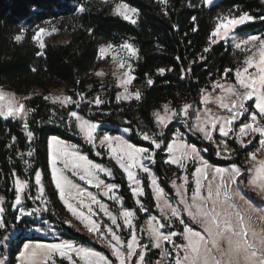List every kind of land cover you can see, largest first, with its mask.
Returning a JSON list of instances; mask_svg holds the SVG:
<instances>
[{"label": "snow or ice", "instance_id": "obj_1", "mask_svg": "<svg viewBox=\"0 0 264 264\" xmlns=\"http://www.w3.org/2000/svg\"><path fill=\"white\" fill-rule=\"evenodd\" d=\"M159 2L167 6L169 0ZM204 3L212 5L213 0H204ZM187 6L196 5L189 0ZM78 11H87L85 4L81 3ZM112 14L133 25L138 24L140 18L139 9L125 0L113 4ZM164 14L168 15L167 7ZM254 19L257 17L239 6L216 16L202 53L189 61L187 67L180 66L181 78L193 73L192 65L198 60L206 63L207 54L221 42H231L234 52L239 50L246 55L235 67L217 70L218 78L211 81V91L207 87L199 90V104L204 105L203 108L185 102L178 107L164 103L162 110H154L152 117L156 131L135 130L143 140L150 141V147L132 143L124 135L101 133L98 131L99 122L81 114L85 102L86 106L96 108L106 103L99 94L87 99L85 93L76 92L73 95L79 97L78 100L67 94L43 96L45 101L51 99L53 104L62 108L74 106L61 120L69 130H77L97 156L106 154L115 162L127 181L136 207L125 206V198L118 194L120 184L101 178L103 173L115 179L113 168L89 159L79 145L68 143L57 135L48 136L46 148L50 184L53 186L51 196L46 192L44 170L34 168L25 158L33 157L36 149L29 147L26 153L18 151L24 165L23 172L31 171L32 175L21 178L15 167L11 171L14 178V199L10 204V208L15 209L13 219L43 217L55 197L86 229L88 236L103 245L105 250L67 239L51 243L26 240L17 250L16 264H264V203L257 205L244 190L251 189L264 198V157L258 156L264 152V34H238L239 26ZM259 19L264 20V16ZM191 21V31H198L197 17L192 16ZM172 27L178 29L179 25L173 24ZM59 31L55 25L37 27L31 36L39 47L37 56L43 55L46 38ZM87 31L92 34L94 30L88 28ZM25 32L26 29L21 28L14 36L15 41H22ZM97 52L100 59L110 57L116 68L111 75L122 91L117 92L115 99L140 100V90H130L136 79L132 61L133 58L139 59V50L134 44L124 41L116 45L109 41L98 44ZM176 59L179 61L181 57ZM174 70L173 67H160L156 72L163 76L166 71ZM93 74L96 77L106 75L103 70ZM212 75L210 72L209 76ZM75 82L80 83L79 80ZM146 84L151 86L154 80L148 78ZM100 87L105 86L101 84ZM89 89H92L91 85ZM32 95L17 98L14 93L0 88V117L21 122L29 144L36 138L29 122V116L37 111L28 106ZM210 104H214L217 111H213ZM174 120L182 121L188 132L198 135L208 146L200 147L189 142L180 128L169 131ZM132 131L131 127L123 129L124 133ZM230 138L238 148L229 147ZM16 141L13 135V144L9 147ZM249 146L254 150L249 151ZM210 147L217 157L232 162L227 167L211 163L204 155ZM157 150L166 153L165 165L175 166L182 172V175L173 173L174 178L169 180L171 187L165 185L152 168L157 163ZM241 151L247 155V167L233 160ZM141 174L146 179H142ZM86 185L95 188L96 192L90 191ZM145 196L148 203L142 199ZM103 197L118 206L115 212ZM5 200L6 197L0 195V229L8 226ZM26 200L35 206H26ZM153 202L156 214L150 207ZM51 213L56 215L54 208ZM140 213L146 214V218L140 217ZM63 223L74 227L72 220L65 219ZM43 225L52 227L48 220H42L41 227ZM7 239L0 240V244H5ZM154 256L157 258L153 259ZM0 264H8V261L0 259Z\"/></svg>", "mask_w": 264, "mask_h": 264}, {"label": "trees", "instance_id": "obj_2", "mask_svg": "<svg viewBox=\"0 0 264 264\" xmlns=\"http://www.w3.org/2000/svg\"><path fill=\"white\" fill-rule=\"evenodd\" d=\"M132 7L140 11L139 22L136 25L112 15L104 7H90L86 0H0V86L19 95H26L36 90L28 101L29 107L37 109L35 115L29 116L30 128L36 133V138L29 144L22 125L16 120H3L0 118V195L6 197L7 231L13 225L8 219L10 204L13 198L11 171L15 167L21 178L31 177V171L24 173V165L17 155L18 151L27 152L29 147L35 148L33 157H25L32 162L34 168H41L48 178L45 138L48 135H57L60 138L80 146V149L94 161L113 168L115 179L113 182L121 185L120 195L125 198V206L136 207L127 188L126 181L118 168L105 156L99 157L81 137L66 130L64 122L60 125H49L46 121L50 117V110L54 104L45 101L43 96L56 87H71L70 93L83 92L86 97L92 93L103 90L106 103L101 111L87 109L86 102L82 104L81 114L101 124L111 126L112 132L118 128L131 127L134 131L126 134L132 143L139 146L150 147L136 133L137 119L141 120L150 132L156 131L152 110L164 103L177 107L183 102L198 104L199 90L209 88L211 81L218 78L217 70L223 67H235L234 55L229 44L221 42L214 45L207 54V62L197 61L192 65L193 73L180 76V66H188L189 61L195 59L206 44V38L213 27L219 13L233 9L234 6L248 11L257 17L244 26H239L238 33L264 34V0H218L214 5L205 7L201 0H191L195 7H188L189 0H169L167 6L159 0H125ZM74 3H85L87 11L76 13ZM167 7L168 15L164 14ZM196 16L198 31L192 32L191 17ZM57 20L63 33L67 36L64 42L47 41V47L41 56L36 52L39 47L31 40L32 33L25 32V38L17 42L14 36L19 33L22 24L36 25L46 20ZM178 24L179 28H173ZM94 31L89 34L87 29ZM187 33V36H185ZM111 41L119 45L124 41L133 43L139 50V59L133 63L135 85H140L142 98L127 103H116V88L112 83H102L94 76L101 62L98 59L97 46L100 43ZM189 41L191 43L189 44ZM180 56L181 60L176 57ZM173 67L172 72H165L163 76L156 69ZM35 69V71H33ZM213 73L209 76V73ZM148 74L147 76L145 74ZM151 78L154 84L148 86L146 80ZM79 80L80 83L75 81ZM103 84L105 87L101 88ZM89 85L92 89H89ZM74 99L79 97L73 95ZM74 106H70V109ZM133 114L137 118H133ZM37 121H39L37 123ZM170 131V130H169ZM181 131L189 142H195L200 147H207L208 143L202 141L198 135L190 133L181 125ZM17 141L12 146V136ZM211 163L217 166H228L232 161L217 157L212 148L204 154ZM11 157V159H9ZM161 151L157 150V163L152 165L153 170L165 185L171 187L169 180L172 178L171 170L163 164ZM238 164H243L242 151L233 157ZM175 173L178 174V171ZM34 183V180L32 181ZM34 188V187H33ZM32 188V189H33ZM247 196L255 203H264L252 190L244 189ZM141 217V215H139ZM51 228L55 229L58 237L77 241L104 251L87 235L80 233L62 221L47 215ZM26 227L32 224L25 222ZM5 230L2 229L0 234ZM33 239H40L32 236ZM20 243L16 245L18 247ZM15 253V250L12 251Z\"/></svg>", "mask_w": 264, "mask_h": 264}, {"label": "rangeland", "instance_id": "obj_3", "mask_svg": "<svg viewBox=\"0 0 264 264\" xmlns=\"http://www.w3.org/2000/svg\"><path fill=\"white\" fill-rule=\"evenodd\" d=\"M201 1L205 5V7H210V6L214 5L218 0H213V4L212 5L205 4L204 3V0H201ZM86 2H88V4H89L90 7H96V8L97 7L98 8L99 7H104V8L107 9V11L109 13L112 14V6H113V4L115 2H117V0H86ZM83 4H85V3H83ZM79 5H80L79 3H74L73 4V7H74V10H75L76 13H79V11H78ZM53 25H55L57 28H59L60 31L57 32V33H54L50 37H47L46 38V42L47 41H52L54 39H56L57 41H61V42L66 41L67 40V36L63 33V29L60 28L59 23L57 22V20H53V19L46 20V21H44V22H42L40 24H36V25H25V24H22L20 26V28H19V32H20V29L21 28H24V29H26V32L27 31L28 32H31L32 35H33L34 32H35V30L37 29V27H48V28H51ZM238 34L244 36V35H247V34H250V33H238ZM256 35H259V34H256ZM228 44L231 47V42H229ZM231 49H232V47H231ZM232 53L234 55L235 65H236L237 62L242 61L244 55H246V53H241L239 50H235V52H234L233 49H232ZM98 59L101 62V65L95 71H97V70H103L106 73V75L105 76H102V77H96L94 75L95 78L98 81L102 82V83H107V84L112 83L115 86V88H116V94H117V92L122 91V89L119 88L116 85L115 78L111 75V73L113 71H116V68H115L114 64L112 63L111 58L109 57V58H105V59H100V58H98ZM135 60H136V58H133V61L132 62L134 63ZM231 79L234 80V77H231ZM0 88L4 89L7 92L14 93L13 91L7 90V89H5V88H3L1 86H0ZM137 89L138 90H141V86L140 85H135L134 84V81H133V84L130 86V90L135 91ZM208 89H209V91H211V85H210V87ZM34 91H36V90H33V91L29 92L26 95H19V94H16V93H14V94L17 96V98H20V97L29 96V94H33L34 95L35 94ZM70 91H71V87L61 86V87H56V88L50 89L47 92L46 95H49V94H52V95H57V94L72 95L70 93ZM36 92L38 93V91H36ZM97 94H99L105 100V98H104V91L103 90H98V91L92 93L89 97H87V99H91V98H93ZM116 94H115V96H116ZM212 94L213 95H216L217 93H212ZM199 99H200V96H199ZM114 100H115L116 103H119V104L120 103H127V102H129V101H117L116 99H114ZM48 101L53 104V102L51 101V99H49ZM132 101H136V100H132ZM183 103H185V102H183ZM183 103H181L180 105H182ZM162 105H160L158 108H154L152 110V113L156 109H161L162 110ZM102 106L103 105H101L99 108H96L94 105L93 106H87V109L88 110H91V111H97V112H99V111H101V109H102L101 107ZM196 106H199L201 108L204 107V105L199 104V100H198V104ZM196 106H194V107H196ZM209 107H211L213 109V111H217V108H216V106L214 104H210ZM69 110H70V106H69V108H62L59 104H54V107H52L51 110H50V117L46 121V123L49 124V125H60L59 123L61 121V117H65L66 118L67 112ZM0 118L4 120L3 117H0ZM133 118H137V115L136 114H133ZM16 121H18V120H16ZM62 121L64 122L65 128H66L67 131H69L70 133H74V134L78 135L77 134V130H75V129L69 130V128H68L67 124L65 123V121L64 120H62ZM19 123L22 125L21 122H19ZM99 124H100V128L98 129V131H100L101 133L104 132V131H107V132H109L110 134H113V135L119 134V135H124L126 137V134L127 133H124L123 132V128H118L116 132H112L111 131L112 130L111 129L112 128L111 126H108V125H105V124H101V123H99ZM181 125H183L182 124V121L174 120L172 122V124L170 125V131L171 130H174L175 128H180L181 129ZM135 127H136V129L139 128L141 130L148 131L149 133H151L149 131V129L145 126V124L141 120H138L137 119V122H136ZM216 135H217V142H219V139H220L219 134L217 133ZM48 136H51V135H48ZM48 136H46V138ZM78 136L81 137V139L85 142V140L83 139L82 135H78ZM46 138H45V150H46V162H47L46 167H47L48 178L47 179L44 178V183H45V187H46V192L51 196V193L53 191V186L50 184V164H49L48 158H47ZM66 142L71 143V144H74V143H72L70 141H66ZM146 142H149L150 143V141H146ZM255 143H256V146H258V141L255 142ZM229 147L230 148H233V147H237L238 148L239 146L238 145H235V143L230 138L229 139ZM248 150L249 151H253L254 150V147L253 146H249V149ZM93 152L95 153V150H93ZM162 154H164V157H163V159H164L166 157V153L165 152H162ZM242 154L244 156V162H243V164L245 165V167H247V165L245 164V161L247 160V155L243 151H242ZM102 156H105L107 159H109L110 161H112L106 154L105 155H102ZM102 156H99V157H102ZM258 156L259 157H264V152L258 153ZM221 158H223V157H221ZM94 162L99 163L97 161H94ZM112 162L115 165V162L114 161H112ZM164 166L166 167V169L171 170L172 173H175L176 171H178V175H182L181 170H178L175 166L165 165V164H164ZM221 167H227V166H221ZM120 172H121V170H120ZM101 178L102 179H105L106 182H113V178L112 177H107L103 173H101ZM141 178L142 179H146V177H144L143 174H141ZM172 178H174L173 177V174H172ZM13 179L14 178H12V188H13ZM124 179H125V177H124ZM125 181H126V179H125ZM79 183L83 184V182H79ZM126 185H127V181H126ZM86 187H88V189L90 191L96 192V189L95 188H92L90 185H86ZM32 192H33V194H35V188L32 189ZM118 194H120V193H118ZM255 194L259 198H261V199L264 200V198H262L260 195H258L257 193H255ZM13 199H14V194H13V198L11 200V203H12ZM142 199L145 201V203H148L147 196L143 197ZM103 200H104L105 203H107L110 206L111 210H113L114 212L117 210L118 206L114 205L113 202L110 201V200H108L107 197H103ZM132 200L134 202V198L133 197H132ZM25 204H26V206H32V207L35 206V205L32 204V202L30 200H26L25 201ZM256 204L257 205H260L261 203H259V204L256 203ZM48 207H49V212L44 213L43 217H39V216H29V217H24V218H22V220H19V221L13 219V215L15 214V209H11L10 208V215L8 216V219L11 222V224L13 225V227L9 231H7V229H4L5 231L2 234H0V240H4L5 237H8V239L5 241V244H7V247H5V244H0V259H6L8 261V264H16L15 256H16L17 250H18L19 247L22 246V242L23 241H26V240L42 241V242H46V243H51V242H57V241L63 239L61 237H58V233L56 231H53V228L49 227L48 225H43V227H41V221L42 220H48V222H49V219L47 218V215H50L51 217L56 218L57 220H60L62 222L65 219L72 220V224L74 225V227H72V228L75 229V230L76 229H79L78 232L83 233V234H85V235L88 236V234L86 232V229L78 221H76L75 218H73L67 212V210L64 208V206L62 205V203L58 202V199L57 198L53 197L52 198V202L48 205ZM150 207L152 209V212L154 214H156L157 213V210L154 207V202L152 204H150ZM53 208L56 211V215H52V213H51V209H53ZM139 215H141V217H143V218H146V214H144V213H140ZM103 219L105 221H107V218L106 217H103ZM26 221H30L32 225L30 227H26V225H25V222ZM33 221H35V223H33ZM141 222H143V221H141ZM49 224H50V222H49ZM1 230L2 229H0V231ZM32 236H38L40 239H33ZM91 240H93V239L91 238ZM18 242L20 243V245L18 247H16V245L18 244ZM98 245L103 246L101 244H98ZM13 250H15V253H12ZM156 258L157 257H155V256L153 257V259H156Z\"/></svg>", "mask_w": 264, "mask_h": 264}]
</instances>
